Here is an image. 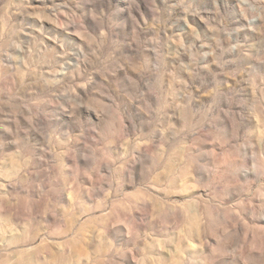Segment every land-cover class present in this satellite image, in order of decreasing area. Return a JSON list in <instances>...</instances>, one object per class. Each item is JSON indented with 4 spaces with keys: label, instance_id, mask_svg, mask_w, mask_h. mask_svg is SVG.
<instances>
[{
    "label": "rangeland",
    "instance_id": "rangeland-1",
    "mask_svg": "<svg viewBox=\"0 0 264 264\" xmlns=\"http://www.w3.org/2000/svg\"><path fill=\"white\" fill-rule=\"evenodd\" d=\"M0 264H264V0H0Z\"/></svg>",
    "mask_w": 264,
    "mask_h": 264
}]
</instances>
